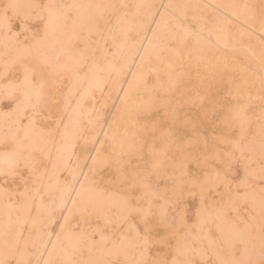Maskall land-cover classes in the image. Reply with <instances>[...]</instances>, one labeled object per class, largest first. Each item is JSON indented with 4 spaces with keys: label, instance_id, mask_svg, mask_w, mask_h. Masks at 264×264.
<instances>
[{
    "label": "bare ground",
    "instance_id": "1",
    "mask_svg": "<svg viewBox=\"0 0 264 264\" xmlns=\"http://www.w3.org/2000/svg\"><path fill=\"white\" fill-rule=\"evenodd\" d=\"M131 1L130 4L128 0H121L120 13L113 23H107L106 36L112 51L102 45L101 58L94 60L89 74L80 79L78 68L84 56L76 54L74 45L83 40L90 48L88 38L100 29L99 19L108 20L105 13L112 2L50 0L45 39L36 44L34 54L54 74H71L73 92L86 81L82 93L84 101L93 89L102 88L104 77L113 73L114 81L105 105L106 108L112 105V114L108 119L106 109H101L90 119L89 132L84 133L82 148L77 152L75 146L83 128V103L80 101L73 109L45 185V191L53 193L52 198H45L38 188H32V194L23 193L19 200L12 201L5 199L0 186V264H7L9 259H15V264H111L116 257L129 260L135 254L131 252L129 238L122 234L115 240L100 233L96 240L84 224L87 216H98L105 224L114 220V213L119 221L129 216L130 197L124 190L127 177L133 172L127 176L129 173L124 171L129 161L147 152L151 171H169L170 177L178 178L176 181L188 177L192 165L197 170L209 171L207 174L211 172L214 177L216 164L221 163L222 148L238 143L230 138L229 131L238 128L239 139L243 137V127L252 116L247 108L262 99L250 89L253 85L259 89L264 78V24L256 25L258 5L264 0ZM13 6L20 7L18 0L13 1ZM243 59L246 64L240 63ZM34 71L28 72L24 82L25 101L19 114L10 121L2 118L0 144L9 140L12 148L0 153V175L11 172L24 160L25 150L31 152L41 146L31 122L25 127L20 125L24 109L33 98L42 95L44 81L39 85L32 83ZM226 91L235 101L232 105L223 97ZM159 109L165 117L154 120L153 114ZM256 113L263 120L258 132L264 136V106ZM218 116L224 130L218 138L219 147L213 144L216 132L206 135V129L213 127L211 123H215ZM149 133L157 139L148 146ZM90 146L93 147L91 153L88 152ZM108 151L114 153L113 157L107 155ZM110 163L116 171L113 190L107 191L108 186L100 188L95 181L100 170ZM63 169L71 174L69 183L62 184L60 180ZM138 171L141 173L140 168ZM141 175L145 182L147 177ZM141 175L135 179L139 181ZM145 183L151 185V182ZM191 185H196V179ZM143 191L145 193L144 188ZM147 193L149 200L157 197L153 190ZM54 211H62L56 226ZM77 216L81 222L79 231L74 229L77 223H73ZM136 253L141 260L142 251Z\"/></svg>",
    "mask_w": 264,
    "mask_h": 264
},
{
    "label": "rangeland",
    "instance_id": "2",
    "mask_svg": "<svg viewBox=\"0 0 264 264\" xmlns=\"http://www.w3.org/2000/svg\"><path fill=\"white\" fill-rule=\"evenodd\" d=\"M13 1L0 0V24H2L0 26V125H2V118L10 121L19 114V109L25 101L22 92L24 82L28 72L35 70L31 77L32 83L39 85L41 81H44V91L42 90V95L38 99L33 98L24 109L20 125L25 127L31 122L33 132L39 134L38 138L41 146L31 152L25 150L23 152L24 160L19 162L11 172L0 175V186L4 190L5 199L12 201L19 200L23 193L32 194L36 188L45 195V198H52L53 193L46 192L45 185L49 182L48 175L56 155V148L63 143L62 133L68 128L72 111L80 101L83 103L81 107V127L83 128L80 132V139L75 146L77 152H79L82 148L81 139L84 133L89 132L90 119L94 118L101 109H106V118L112 114V105L109 108H106L105 105L109 99L114 74L111 73L104 77L102 88L93 89L84 101L82 93L86 87V81L73 92L71 90L74 81L73 76L68 72L54 74L49 66L40 61L39 57L33 52L36 44L45 39L48 8L51 5L50 0H18L20 3L19 8L13 6ZM111 2L110 10L105 13V16L109 17L108 20L105 22L103 19H99L100 29L88 38L87 42L90 48L85 46L83 40H79L74 45L76 54L84 56L83 62L78 68L80 79L89 74V67L92 62L101 58L102 45L107 47L109 51L113 49L110 39L106 36L108 32L107 23L114 22L122 9V3L121 0H111ZM128 2L132 3L131 0H128ZM102 4L105 5L106 3L103 2ZM263 6L264 2L260 1V5H258L260 13L258 12L256 25L261 24L258 27H262L264 24ZM111 7L113 10H111ZM237 34L235 32V35ZM256 39L259 38L256 37ZM87 49L90 51L89 53H87ZM17 50L23 53H19ZM62 60L60 58L61 62H59L62 63ZM240 63L246 64L247 62L243 59ZM101 74L104 75V73ZM261 81V87L258 89L253 85L250 92L252 94L259 93L262 99L250 105V109L247 108V112L252 113V116L250 122L243 127L242 139L238 137V134H240L238 128L229 131L230 138L238 143L233 142L222 148L220 151L221 163L216 164L215 168L216 176L213 177L211 172L207 174L209 171L205 169L197 170L198 168L192 165L193 168L187 174L188 177L184 176L176 181L178 178L175 177L174 180L170 177L169 171L152 172L151 158L147 152L139 159L133 158L129 161L124 171L129 173L127 176L131 174L130 172H133L131 176L127 177L124 190L130 197V204L137 207L147 206L150 194L144 193L141 184H147L146 181L151 182V185L149 184L150 190L157 194L154 199L157 200L159 206L168 209L167 219L170 223H174L176 231L174 235L172 230L161 227L153 233V240L148 244L130 242L131 252L132 254L135 252V254L126 261L122 260L121 257L113 258L111 264H127V262L128 264H154V262L161 259L191 261L192 264H217L218 261H225L228 264H249V262L260 264L264 260V136L258 132L263 120L256 113L261 106H264L263 77ZM226 92H224L223 97L228 104L232 105L235 101L229 92ZM160 110L156 111L157 114H155L156 112L153 114L154 120L164 119V113H161ZM87 112H89V115ZM143 119L145 120V118ZM215 119L216 122L211 123L213 127L210 126L206 129V135L209 136L212 132H216L213 144L219 147L218 138L224 134V130L220 127V117L218 116ZM216 124L217 126H214ZM219 128L221 129L219 130ZM184 129L186 130V128H182V130ZM184 132H187V130ZM155 135L157 137L159 133ZM155 139L157 138L149 133L146 137V143ZM24 142L27 143L28 140ZM151 142L147 143L148 146ZM160 143V140L157 141L156 146L158 144L157 147H159ZM234 145L237 146L236 149L233 147ZM148 146L145 147L146 151ZM200 147L202 148V146ZM11 148L10 141L6 140L0 144V153L1 151L2 153L8 152ZM92 149L93 147L90 146L88 152L91 153ZM145 154H147V158ZM107 155L111 158L114 153L108 151ZM149 159L150 161H148ZM169 160L170 156H168L167 162ZM73 164L72 160L71 165ZM139 168L141 173L145 175L144 178L147 177L145 182L138 171ZM115 171L112 163L103 167L96 178L98 180L95 181L97 182L96 185L100 188L108 186L109 190L107 191H112ZM134 171L139 172L136 173L138 175ZM139 174L141 177L138 181L136 179L140 176ZM59 177L62 184L69 183L71 174L67 169H63ZM188 179H194V181L189 180L188 182ZM195 179L196 185L193 186L191 184L195 182ZM103 185L104 187H101ZM159 210L158 206L154 207V211L159 212ZM54 214L56 216V226L60 222L62 211H54ZM113 217L114 220L110 224H105L98 216H87L84 224L90 229L96 240H98L100 233H106L115 240H119L120 235L123 234L131 241L130 226H135L138 230L142 228L139 215H129L123 221L117 220L115 213ZM73 223H77L74 229L79 231L81 222L78 216L73 219ZM178 240L181 242L179 252L177 251ZM139 250L143 253L141 260L137 258L138 254L136 252ZM15 263V259L7 261V264Z\"/></svg>",
    "mask_w": 264,
    "mask_h": 264
},
{
    "label": "snow or ice",
    "instance_id": "3",
    "mask_svg": "<svg viewBox=\"0 0 264 264\" xmlns=\"http://www.w3.org/2000/svg\"><path fill=\"white\" fill-rule=\"evenodd\" d=\"M145 193L150 189V186L145 184L143 185ZM159 207V212L154 211V207ZM133 214L139 215L141 217L142 228L138 230L135 226H130V240L131 242H140L143 244H148L152 240L153 233L161 227H166L173 231L175 235V225L174 223H170L167 219L168 217V209L164 206H159L156 199H151L148 201L146 207H137L134 205H129V215ZM181 248V242L178 240L177 242V251L179 252ZM154 264H192L191 261L184 260H160L154 262ZM217 264H228L225 261H218ZM251 264V262H249ZM260 264H264V260L260 262Z\"/></svg>",
    "mask_w": 264,
    "mask_h": 264
}]
</instances>
